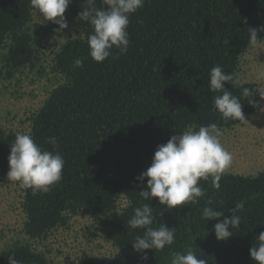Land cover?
<instances>
[{
	"label": "trees",
	"instance_id": "trees-1",
	"mask_svg": "<svg viewBox=\"0 0 264 264\" xmlns=\"http://www.w3.org/2000/svg\"><path fill=\"white\" fill-rule=\"evenodd\" d=\"M87 0H71L65 13L75 19L81 37L68 39L53 54L52 72L63 80L54 87L29 118V133L44 150L59 152L65 165L61 180L47 193L22 189V208L28 239L44 238L52 229L65 226L71 216L88 213L96 229L115 247L111 256L90 258L81 264H171L174 253L195 252L207 264H257L249 249L264 232V172L255 175L223 173L220 187L200 180L205 190L198 204L166 209L157 198L140 196L146 185L136 178L152 162L158 145L189 128L217 124L230 128L242 121H224L212 107L208 89L210 69L220 65L225 73L237 75L240 57L253 46L249 33L257 30L264 39V0H145L144 7L129 17V47L118 49L103 62L89 55L90 23L78 14L89 7ZM95 7H106L94 0ZM30 0H0V82L25 68L36 66L38 32L30 28ZM81 58L82 68L73 69ZM241 98L245 118L255 113L261 97L255 86L242 89L227 84ZM16 132L0 128V180H8L10 145ZM55 137V147L48 143ZM121 199L125 200L119 206ZM212 207L231 217L236 203L241 224L229 230L227 240H217L216 219L201 218L203 207ZM149 203L153 224L175 230L173 245L163 251L134 252L132 240L142 229H131L128 220L134 209ZM28 239L0 249V264L8 258L20 264H49L44 253Z\"/></svg>",
	"mask_w": 264,
	"mask_h": 264
},
{
	"label": "clouds",
	"instance_id": "clouds-1",
	"mask_svg": "<svg viewBox=\"0 0 264 264\" xmlns=\"http://www.w3.org/2000/svg\"><path fill=\"white\" fill-rule=\"evenodd\" d=\"M89 7L78 14L80 21L90 23L93 32L88 36L89 55L96 62H103L112 56V50L118 49L125 54L129 41V17L144 7L145 0H102L106 7H95L94 0H87ZM71 0H30L31 7L38 14H42L44 21H51L61 29L68 24L65 11ZM249 45H258L257 30L249 33ZM84 62L76 58L73 69L82 68ZM208 89L218 93L213 97V109L221 115L224 121H245L242 111L241 98L232 94L226 87L242 89V97L252 95L251 90L244 85L247 83L235 74L225 73L220 65L210 69ZM222 130L217 124L200 126L198 130L189 129L180 135H172L169 140L157 146L150 166L136 178L146 185L140 190L144 200L151 201L157 198L159 204L166 209L189 203L198 204L205 190L200 186V180L209 181L214 188L219 189V181L223 173L231 166L232 154L221 143ZM48 143L54 147L55 137H49ZM9 170L6 177L16 182L22 189H31L33 194L47 193L62 178L65 161L59 152L44 150L28 134L17 133L14 142L10 145L8 157ZM212 200L203 207L201 218L208 221L216 219L213 228L217 240H227L233 233L229 230L238 228L241 217L238 214L243 203H236L231 211V217H224L221 210H215ZM153 207L149 203L142 204L134 209V214L128 220L131 229H142L143 234L132 240L134 252L142 253V259L147 260L145 250L163 251L173 245L175 230L164 224L152 227ZM256 243L249 249L251 258L257 264H264V232L256 237ZM9 264H20L14 256L8 258ZM171 264H207V261L198 258L195 252L188 250L186 254L176 252L171 257Z\"/></svg>",
	"mask_w": 264,
	"mask_h": 264
},
{
	"label": "rangeland",
	"instance_id": "rangeland-1",
	"mask_svg": "<svg viewBox=\"0 0 264 264\" xmlns=\"http://www.w3.org/2000/svg\"><path fill=\"white\" fill-rule=\"evenodd\" d=\"M64 15L68 27L61 29L51 21H44L42 14L32 8L29 25L39 35L35 45L38 59L35 67L25 68L0 82V128L28 134L30 114L62 82V76L51 69L53 54L68 39L81 37L75 17L71 13ZM2 52L0 49V58ZM237 75L255 84L261 105L245 121L221 129V143L233 158L224 173L255 175L264 172V39L242 54ZM22 200L23 192L18 183L0 180V249L28 239L23 230L26 217ZM124 204L125 200L121 199L119 206ZM28 241L45 254L49 264H81L90 258L111 256L116 252V247L96 229L86 212L71 216L65 226L52 229L44 238Z\"/></svg>",
	"mask_w": 264,
	"mask_h": 264
}]
</instances>
